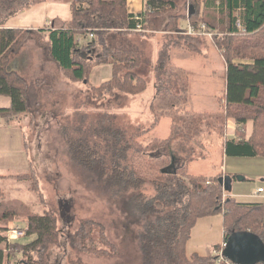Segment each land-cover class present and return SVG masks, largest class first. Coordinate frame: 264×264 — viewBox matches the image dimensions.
<instances>
[{
    "label": "trees",
    "instance_id": "obj_1",
    "mask_svg": "<svg viewBox=\"0 0 264 264\" xmlns=\"http://www.w3.org/2000/svg\"><path fill=\"white\" fill-rule=\"evenodd\" d=\"M43 1L46 0H0V97L11 99L9 108L0 109V117L7 123L32 113L26 83L9 67L10 56L24 44L29 32L7 29L5 25L10 18ZM53 1L68 2L72 9L71 20L64 23L65 30H50L49 33V55L66 78L85 84L96 99L108 95L116 99L122 95H142L148 87L140 74L143 54L136 50H117L108 42L113 36L132 34L139 24L135 15L129 13L127 0ZM189 3L186 18L190 25L197 32L205 25L225 61V106L220 113L187 112L180 120L172 118V136L161 142V147L153 149L166 147L177 135L199 143L197 138L206 130L223 137L229 119H233L238 126L236 138L225 142V156L264 158V0H189ZM177 8V0H148L145 11L139 14L143 18V29L154 30L152 18L166 13L169 16ZM182 19L184 17L179 15L169 16L165 31H179ZM77 35L92 36V40L80 44L76 41ZM103 65L112 66V78L99 87L91 85V73ZM183 87L182 99L186 100L187 84ZM153 107L150 108L152 113ZM116 117L107 113L100 116L93 141L71 139L70 153L79 166L92 172L106 188L115 189L121 195L131 190L135 192L128 207L137 222L135 208L138 215L145 218L141 236L143 264H187L192 260L209 263V257L188 256L187 253L193 228L206 217H222L225 241L233 234L249 232L264 244V203H241L227 197L221 182L223 175L211 179L192 175L188 172L190 160L175 166L170 154L157 157L154 153H146L139 140L157 127L158 115L154 114V121L148 128L130 137H126ZM250 121L254 129L247 139L245 130ZM29 123H34L33 117ZM29 165L27 174L14 178L25 181L28 190L45 203L37 171L31 162ZM147 186L153 187L154 198L146 197L144 189ZM26 222V238L35 237L29 243L9 242L6 233L12 227H0V233H5L0 236V264H11L13 255L10 252L15 251L30 258L37 253L41 258V251L50 241L59 243L55 215L51 212L36 214L27 202L0 197V224ZM141 222L143 220L138 223ZM96 230L99 241V236L94 237ZM69 242L75 250L97 258L117 255L116 246L108 239L104 228L92 220H82L77 231L69 234ZM217 250L219 246L215 247ZM25 264L31 263L26 261ZM212 264L218 262L212 261Z\"/></svg>",
    "mask_w": 264,
    "mask_h": 264
},
{
    "label": "rangeland",
    "instance_id": "obj_2",
    "mask_svg": "<svg viewBox=\"0 0 264 264\" xmlns=\"http://www.w3.org/2000/svg\"><path fill=\"white\" fill-rule=\"evenodd\" d=\"M177 1L178 8L169 16L179 15L184 19L180 22L179 31H169L173 35L160 34L157 36V40L152 41L153 34L150 30H145L146 32L142 33L150 34L147 37L138 36L137 32L132 31L135 35L121 34L108 39L109 44L117 50H136L143 54L140 74L146 79L148 87L142 95L136 97L122 95L118 99L108 95L105 98L96 99L93 92L85 84L69 82L60 70L62 74L58 73L55 82L62 88L58 90L60 92H58L59 106L55 108L47 105L44 108L45 113L42 112L40 106H35L32 108V114L27 116L28 119L16 125V128L21 126L27 140L31 143L32 160L39 172L38 176L46 202L39 201V197L34 194H30L29 199H25V201L31 205L36 214L43 215L46 212H51L56 216L59 243L50 241L47 247L41 251V258L37 253L32 255V259L19 251L10 252V255H13L11 264H25L26 261L31 264H39V260L41 264H143L141 236L145 218L140 217L138 210L134 207V214L137 215L138 222L143 220V222L138 223L128 207V201L135 192L131 190L125 195H121L115 189L106 188L92 172L79 166L70 153L69 141L71 139L89 138L90 141H93L94 129L100 116L105 113L117 116L116 122L126 137L148 128L154 121V114L158 115L160 118L158 128L139 140L146 153H154L157 157L161 154H170L175 166H181L185 162L193 160L188 165V172L193 174L213 178L222 173L223 157L221 153L217 155V148L221 145L223 138L219 136L218 140L212 139L207 130L197 138L199 143H192L183 136L177 135L166 147L163 146L160 150H154L161 147L160 143L164 142L155 139V137L167 136L165 132L168 125L167 121L172 122L171 119L174 117L176 120H180L187 112L196 113L195 110L199 107H201V111L217 112L223 106L222 93L225 87V73L222 72V66L214 57L216 54L212 48L215 45L214 38L199 35L187 36L190 23L187 22L186 16H188L191 4L189 0ZM14 8L18 7L15 6ZM169 16L166 13V15H160V18H152L154 30L164 32L165 23L169 20ZM157 22L159 23L156 25ZM203 26L201 25L200 28ZM183 32L186 33L183 34ZM91 37L86 36L83 42L88 43L92 40ZM39 43L38 46H42V43ZM172 46L182 48L173 49ZM22 48L23 45L19 50ZM99 48L101 47L99 46ZM207 48L210 57L209 62L214 66L212 64L209 67L205 66L207 62L203 59L204 57L199 58L198 52L202 53ZM31 50V47L24 50L19 56V60L27 57L28 54L26 53V55L25 52L29 53V57H34ZM99 51L101 52V49ZM207 70H210L213 77L206 75L205 71ZM110 78V68L108 67L107 70V67H101L96 69L90 82L92 85L99 86ZM183 84H187L188 87L186 100L182 99L185 95ZM34 95H37L36 92ZM4 101L10 104L8 98H4ZM45 104L47 103L45 102ZM151 106H154L153 113L150 109ZM30 117L34 118L32 125L29 123ZM48 121L51 124L50 129L43 128L42 130L41 128L38 130L42 122ZM211 140L216 146L215 153L207 152L208 150L205 148ZM9 142L8 150L13 153L16 139L10 138ZM173 143L177 145L173 147ZM169 149L176 151L177 154ZM177 158L181 160V163L176 162ZM243 159L225 157L224 170L226 165H229L230 170L237 168L236 161H249V158ZM246 163L248 162L242 164V168L248 173L252 175H256L258 172L264 173V167L258 168L255 163ZM262 180H264L263 177H250L243 182H233V189L226 191V195L232 197L233 191H240L242 195L233 196L238 202L256 201L252 195L257 186L260 184L264 186ZM144 192L146 197L154 198L153 187L147 186ZM82 220H92L104 228L108 239L116 246L117 255L115 257L97 258L83 254L71 247L69 234L77 231ZM24 224L27 225L28 223ZM27 228L19 223L14 225L12 230L26 231ZM98 236L99 233L96 230L94 237ZM99 238L100 236L97 241ZM22 239L13 240L11 243L21 240L22 243H28L33 241L35 237L26 238L25 236ZM222 239L221 216L200 219L193 228L187 245L188 256L198 254L201 257H209L210 261L207 264H212V261H217L215 247L221 243ZM187 264L204 263L192 260Z\"/></svg>",
    "mask_w": 264,
    "mask_h": 264
},
{
    "label": "crops",
    "instance_id": "obj_3",
    "mask_svg": "<svg viewBox=\"0 0 264 264\" xmlns=\"http://www.w3.org/2000/svg\"><path fill=\"white\" fill-rule=\"evenodd\" d=\"M147 1L148 0H127L129 13L132 15H139L143 13L145 11V4ZM71 17H72V9L68 2L66 3V2H56L53 0H46L41 3L33 5L29 9L25 10L23 13L13 18H10L6 22L5 28L7 29L26 30L29 32V36L24 42L23 48L19 50L16 54L13 53V55L10 56L9 67L26 83L28 99H29V107L31 108V113L33 110L32 108L35 106H40L43 113H45L44 108L47 105L55 107V108L59 106V103H58V92L59 91L58 90L62 88L61 86L57 85V83L55 84V82L57 80L58 73L59 74H62V73L60 71V68L57 62L53 60L49 55V48L51 45L50 40H49V33H50V30H65L64 23L69 22L71 20ZM157 18H160V17H157ZM168 21L165 23V26L167 25ZM187 22L189 21L187 20ZM158 23L159 22H157L156 25ZM150 32L151 34H153L152 36L153 39H151L152 41L157 40L158 38L157 36H159L160 34H166L169 36L173 35L171 32L165 31V29H164V32H162V30L160 31L157 29L156 30L152 29ZM184 33L186 32H183V34ZM130 35L132 36L135 34L132 33ZM85 37L86 36H83V35H77L76 41L82 44ZM38 43L39 44L42 43V46H38ZM30 47L32 48L31 53L33 52L34 57H29V53L25 52V54L26 53L28 54V55L26 54L27 57L25 59L19 60V56H21L23 51L26 49H29ZM171 48L176 49V48H182V47L172 46ZM212 48L214 49V51H216V54L215 55L213 54L215 57V60L218 62L219 65L222 66V72L224 71L225 73L226 66H225V61L221 55V52L218 50V48L215 45ZM198 54H199V58L204 57L203 59L207 62L205 66L209 67L212 64L209 62L210 57L208 56L209 55L208 48L206 49V51L202 53L198 52ZM82 55H85V54L82 53ZM182 62H186V61H182ZM212 66L214 65L212 64ZM101 67H107V70L109 67L111 70V78H112V75H113L112 66L103 65L97 68H101ZM97 68H95L93 72L91 73L89 82L91 81L92 76ZM205 72H206V75H208L209 77H213V75L210 73V70H207ZM224 77H225V74H224ZM110 79L102 82L99 86L109 81ZM99 86H96V87H99ZM225 90H226V79H225V87L222 93V101H223V95H224ZM35 92L37 95H34ZM4 98H8V97H0V109L9 108L11 106V99L8 98L10 101V104H7V101H4ZM45 102L47 104H45ZM224 106L225 104L223 101V106L220 111H217V112L208 111V110L201 111V107L199 106H198L199 108H197L195 111H196V114L220 113L224 110ZM27 119L28 117L13 118L7 123L2 117H0V193H1L0 197H3L4 199L6 196L8 199H11V200L17 199V200L26 202L25 199H29L28 198L29 195L30 194L32 195V193L28 190V186L25 181L14 178L17 175L27 174L29 172L30 162L32 163L33 167L37 170L32 160L31 143L27 140V137L25 136V132L21 128V126H18L16 128V125H18L19 123H22L23 121ZM45 119L46 118L44 117V120ZM167 122H168V125H167V129L165 130V132L167 133V136L163 135L164 137L163 136L155 137V139L159 141H166L172 136L173 124L171 121L170 122L167 121ZM49 123H50L49 121L44 122V123L42 122V124L38 127V130H41V128L42 130L43 128L50 129L51 124ZM159 124L151 133H153L158 128ZM237 128L238 126L236 122L233 119H229L226 125V128H225V134L223 137H221L223 138L221 139V143H220L221 145H219V147L217 148V153H218L217 155L221 153L223 157L222 163H224V167L222 168L223 169L222 173L217 174L215 177L219 175H223L222 179L226 177H230L232 179V183H231L232 189L234 187L233 182H243V181L250 179V177H253V178L263 177L264 178V173L262 172H258L256 175H252L248 173L247 171L243 170L242 168V164H244V162H248L246 164L255 163L258 168H261V167L263 168L264 167L263 157L249 158L248 159L249 161H236L237 166H238L237 168L230 170L229 165H226V169L224 170L225 157H226L224 154L225 142L236 138ZM253 129H254L253 122L251 121L248 122L246 125V130H245L247 139H250V137L252 136ZM209 135L212 139L215 138L216 140H218L219 135L216 132L211 133ZM13 137L16 139V142L13 146L14 152L10 153L8 150L9 149L8 147L10 144L9 139L10 138L12 139ZM175 145L177 144L173 143L172 146L174 147ZM205 148L206 150H208L207 152L215 153L216 151L215 143L212 142V140L209 142L207 146H205ZM172 151L175 152V154H177L176 151L174 150ZM233 158H236L237 160H244L243 158H246V157H233ZM178 161L181 163V160L180 159L178 160L177 158L176 162ZM192 161L193 160H190V162ZM173 164L175 165V162ZM37 173L39 175L38 170H37ZM189 173L195 176H202V175L193 174L191 172ZM207 178L211 179L210 177H207ZM262 182L264 183V180H262ZM259 189H263V193L254 197V195L257 193ZM240 195H242L240 191H236V192L233 191V193L231 194L232 197L240 196ZM252 196L254 197L256 201L248 202V203H264V186H262L261 184L257 186ZM9 224L2 223L0 224V227H4V228L12 227L13 228L14 225L19 224V223H9ZM23 226L27 228V225H25L24 223H23ZM2 235H5V233H0V236ZM6 236H7V233H6ZM224 242H225V239H224V230H223V239L221 243H219L216 246H219V248H221Z\"/></svg>",
    "mask_w": 264,
    "mask_h": 264
},
{
    "label": "water",
    "instance_id": "obj_4",
    "mask_svg": "<svg viewBox=\"0 0 264 264\" xmlns=\"http://www.w3.org/2000/svg\"><path fill=\"white\" fill-rule=\"evenodd\" d=\"M225 190H232V179H221ZM223 256L232 264L264 263V244L251 233H236L226 241Z\"/></svg>",
    "mask_w": 264,
    "mask_h": 264
},
{
    "label": "built area",
    "instance_id": "obj_5",
    "mask_svg": "<svg viewBox=\"0 0 264 264\" xmlns=\"http://www.w3.org/2000/svg\"><path fill=\"white\" fill-rule=\"evenodd\" d=\"M136 21H139V24L137 25V27L133 30V32H137V33H142V32H146L145 29H143V25L141 23V21H143V18L141 16H136L135 17ZM187 35L189 36H194V35H202V36H208V37H212V33H209L206 31V27L205 25L201 28V31L197 32L196 29L194 27H189L188 31H187ZM261 193H263V189H259L257 191V193L254 195V197L260 195ZM27 230V229H26ZM7 237H8V241H13V240H18V239H22L26 236V231L21 230V229H13L10 230L7 233ZM226 247V241L224 242V244L221 246V248H219V250L215 251V255L217 256V262L220 264H232L230 261H228L224 256H223V251Z\"/></svg>",
    "mask_w": 264,
    "mask_h": 264
}]
</instances>
